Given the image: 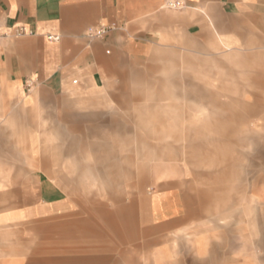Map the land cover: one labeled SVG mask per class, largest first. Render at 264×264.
I'll use <instances>...</instances> for the list:
<instances>
[{
  "label": "rangeland",
  "instance_id": "obj_1",
  "mask_svg": "<svg viewBox=\"0 0 264 264\" xmlns=\"http://www.w3.org/2000/svg\"><path fill=\"white\" fill-rule=\"evenodd\" d=\"M260 29L228 48L196 45L190 53L155 47L141 60L121 62L129 76L107 78L97 93L60 95L59 109L47 99L58 95L44 93L42 84L34 91L37 81L25 90L37 98L27 109L12 107L0 92V182L50 180L65 184L72 196L112 207L117 199L132 202L140 191H176L184 223L162 239L165 253H146L145 264H264ZM72 80L78 78H70L77 87ZM160 106L167 107L165 116L156 110ZM62 113L94 114L101 124L94 132L71 130L56 123L63 122ZM10 118L16 124L9 125ZM110 120L106 128L102 122ZM89 143L112 144L117 164L128 172L113 171L108 179L77 173L108 156L89 151ZM140 143L144 150L137 154Z\"/></svg>",
  "mask_w": 264,
  "mask_h": 264
},
{
  "label": "crops",
  "instance_id": "obj_2",
  "mask_svg": "<svg viewBox=\"0 0 264 264\" xmlns=\"http://www.w3.org/2000/svg\"><path fill=\"white\" fill-rule=\"evenodd\" d=\"M185 1L183 10L171 11L164 0H0V92L12 107L27 109L23 106L37 99L34 91L42 84L44 93L58 95L47 99L59 109L60 95L97 93L107 78L129 76L121 62L141 60L155 47H185L190 53L195 50L188 47L196 45L228 48L243 43L258 26L264 31V0ZM99 25L116 29L101 39H86L85 31ZM18 26L34 34L11 36ZM71 77L79 80H72L79 84L75 88ZM28 79L37 81L32 95L25 94ZM187 92L191 99L193 91ZM156 110L168 112L166 106ZM62 119L56 123L80 132H94L101 124L94 114L62 113ZM9 121L16 124L14 118ZM112 123L102 122L106 128ZM86 147L108 156L84 171L79 166L77 173L108 179L113 171L128 172L117 164L112 144ZM134 149L139 154L144 144ZM116 202L112 207L72 196L65 184L50 180L0 182V264H145L146 253H165L162 239L185 220L176 191H140L130 203Z\"/></svg>",
  "mask_w": 264,
  "mask_h": 264
},
{
  "label": "built area",
  "instance_id": "obj_3",
  "mask_svg": "<svg viewBox=\"0 0 264 264\" xmlns=\"http://www.w3.org/2000/svg\"><path fill=\"white\" fill-rule=\"evenodd\" d=\"M163 7L171 11L183 10L186 7V1L185 0H164ZM115 29L116 27L114 25H99L96 27L88 28L85 31L84 36L86 39H90V40L101 39L105 37L109 32ZM10 34L13 37H25V36H31L34 33L25 26H18L14 28ZM48 40L56 41L57 38L49 36ZM34 82L35 80H32V79H28L25 81V88L27 89V91L30 90Z\"/></svg>",
  "mask_w": 264,
  "mask_h": 264
}]
</instances>
